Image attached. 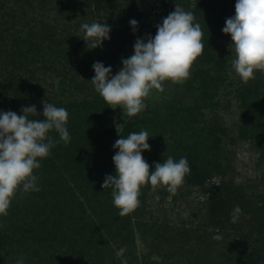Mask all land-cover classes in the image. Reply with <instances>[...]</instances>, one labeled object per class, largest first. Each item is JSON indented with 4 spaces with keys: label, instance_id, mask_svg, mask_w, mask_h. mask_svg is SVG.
Instances as JSON below:
<instances>
[{
    "label": "trees",
    "instance_id": "16d2710c",
    "mask_svg": "<svg viewBox=\"0 0 264 264\" xmlns=\"http://www.w3.org/2000/svg\"><path fill=\"white\" fill-rule=\"evenodd\" d=\"M122 1L75 0L73 10L72 2H58V15L64 22L57 31L35 13L33 0H16L17 8L1 14L0 112L22 115V108L34 105L38 116L31 118L42 120L43 102L63 107L68 112L66 127L71 139L67 145L63 141L56 144L51 154L40 160L41 167L34 170L40 191L18 192L8 215L0 216V245L6 257L0 264H17L21 259L24 264H102L107 259L121 264L124 258H130L127 264H133L136 257L130 247L136 241V231L145 245L150 240L153 251L170 245L172 240L176 242L168 236L172 229L169 223L148 222L144 218L143 203L146 192L152 189L150 184L141 188L140 206L124 217L113 204V189L102 188L105 177L116 172L115 141L141 130L150 136V150L142 155L151 170L169 156L175 161L187 158L190 173L182 187H198L207 195L206 227L210 232L204 230V236L208 243H213L215 235L222 236L221 242L231 240L232 246L237 240L243 241L249 251L245 264H264V74L257 71L255 79L246 84H227L223 76L226 60L213 48L218 41L231 39L222 29L226 20L236 14V0H219V11L211 1L197 0L191 5L184 0L188 7L196 9L195 22L203 31V52L194 62L197 69L189 78V84L198 83L193 89L199 91L200 99L190 105L168 98L154 108L147 106L129 118L117 137L113 109L94 90V70L88 76L83 67L88 65L84 59H95L111 67V75H115L121 68L115 70L113 64L134 54L138 38L147 42L149 36L156 35L157 30L143 29L140 16L134 13L135 0H124L125 5ZM47 3L41 0L38 10L42 12ZM78 11L83 17H97L95 22L107 23L110 39L91 49L92 42L83 39L81 25L73 23ZM101 11L107 15L100 16ZM133 19L138 22L135 30L130 24ZM208 64L211 68L205 69ZM48 72L61 77L64 99L54 101V94L41 84L46 78L40 75ZM229 86L234 87L229 90ZM225 90L234 94L239 107L236 138L230 137L229 141L249 142L258 153L260 173L250 185L237 183L230 175L232 166L223 147L228 130L217 113L218 95ZM206 111H213L209 118L204 116ZM49 135L59 140L55 131ZM217 177L219 181L215 182ZM254 183H260L262 188L257 189L260 185ZM157 190L167 191L162 187ZM237 205L242 213L233 223L232 213ZM26 225L30 228L24 229ZM180 234L181 239L191 237L185 231ZM196 236L200 245L204 236ZM19 243L24 252L28 251V258L15 259L23 252L16 248ZM112 243L116 244L115 249ZM121 248L125 252L118 259L116 252ZM145 259L143 256V264H152ZM167 260L166 264H185Z\"/></svg>",
    "mask_w": 264,
    "mask_h": 264
},
{
    "label": "clouds",
    "instance_id": "9594fccd",
    "mask_svg": "<svg viewBox=\"0 0 264 264\" xmlns=\"http://www.w3.org/2000/svg\"><path fill=\"white\" fill-rule=\"evenodd\" d=\"M235 13L234 17L226 20L222 31L230 34L232 39V70L246 84L255 79L257 71L264 74V0H236ZM130 24L135 30L138 22L133 19ZM81 30L86 43L92 42L91 49L102 46L104 40L110 39L111 28L107 23H84ZM203 48L201 25L195 22L191 11H185L176 4L175 10L157 26L154 37L149 36L147 42L139 38L136 40L134 54L122 60L123 67L117 74L111 75V67L95 62L91 83L110 108L119 107L124 115L134 117L147 108L145 101L154 90L164 91L166 81L183 84L190 78L191 68L202 55ZM22 113L0 112V216L8 215L18 192L40 191L34 170L41 167L40 160L47 158L56 144L63 141L67 145L71 139L66 127L68 112L65 108L43 102L42 120L31 118L38 116L34 105L22 108ZM122 126L117 125L118 133ZM52 131L59 135V140L49 135ZM149 137L145 130L132 132L113 145L118 149L113 156L116 172L114 176L105 177L102 188L113 189V204L119 209L121 217L140 206L143 186L150 184L153 191L162 187L175 195L190 173L186 157L175 161L169 156L163 163H156L155 169L151 170L142 155V152L150 150ZM241 213L242 209L235 206L233 223ZM216 231L219 232V229ZM213 239L221 240L222 236L215 235ZM124 252V248L119 249L117 258L122 257ZM17 264L24 262L21 259Z\"/></svg>",
    "mask_w": 264,
    "mask_h": 264
},
{
    "label": "rangeland",
    "instance_id": "374dc122",
    "mask_svg": "<svg viewBox=\"0 0 264 264\" xmlns=\"http://www.w3.org/2000/svg\"><path fill=\"white\" fill-rule=\"evenodd\" d=\"M16 0H0V3H4V6L0 7V20L2 18V12L11 8H17L19 4L15 2ZM30 1V0H29ZM48 3L45 4V8L42 12L38 10L41 5V0H33V5L35 8V13L41 14L44 18V22L55 29L61 30V24L64 22L62 16L58 15L61 7L57 4L61 2L62 4H68L67 0H47ZM122 1V0H121ZM211 1L214 5L216 11H219L218 2L219 0H206ZM72 10L76 7L75 0H71ZM69 2V3H71ZM125 5V1L121 2ZM176 4L180 5L185 11H191L195 13V8L188 7L184 0H135L134 13L140 16V22L143 24V29L148 31L157 30V26L162 24L164 18H166L171 12L175 10ZM31 8L28 9L32 13ZM74 13V12H73ZM75 15V14H74ZM107 14L103 11L100 12V16H106ZM78 19H74V18ZM73 23L79 25L85 22H95L97 17L94 18L92 15L83 17L81 12L76 13L73 17ZM72 23V24H73ZM81 28V27H80ZM56 29V31H57ZM144 40V39H143ZM146 42V41H145ZM232 44V39H225L218 41L216 46H214V51L217 55L226 60V65L223 70V76L226 78V83L232 85L241 84V79L235 74L231 67V61L234 59V53L230 51V46ZM88 65L83 67V71L86 69V75L90 76V71H93V64L97 62L95 59H84ZM113 69L117 70L118 67L122 68V61L119 59L113 64ZM205 69H210L211 65L205 66ZM197 69L193 64L191 68V74ZM40 76L46 78V82L41 83L46 86L52 94H54L53 100L60 101L64 99L63 94L64 88L62 86V79L56 73H42ZM189 78L183 84H173L171 82H165L163 87V92L153 91L150 97L145 101L148 107L154 108L158 106L163 99H174L179 103L194 104L199 98V91L194 90L198 83L195 82L192 85L189 84ZM40 83H38V86ZM53 86V90H52ZM190 86V87H189ZM192 86V87H191ZM234 86H229V90L233 89ZM228 90V91H229ZM220 91L218 95L219 107L217 108L218 116L221 118L222 123H224L228 130V136L223 139V147L225 150V156L228 159V163L232 166L231 177L235 179L237 183L248 184L252 181L258 180V175L260 173V168L257 165L258 153L254 150L252 144L244 141H237L232 143L229 138H236L237 129V119L239 113L238 103L234 99V94L226 93ZM226 93V94H225ZM53 97V96H52ZM200 99V98H199ZM198 99V100H199ZM213 111H206L204 116L209 118ZM114 124L117 131V125H125L129 120V116L124 115L123 109L116 108L113 109ZM122 127L118 129L117 137L120 134ZM113 142L111 141V144ZM227 162V161H226ZM215 182L219 181V178L214 179ZM254 185H260L257 189H261L260 183H254ZM147 197L143 203L145 205L144 218L148 222H165L172 226L171 230H168V236L170 238H175L176 242L172 240L170 245H162V249H157L153 251L151 248V242H147L145 245L140 237L139 232H135L136 241L130 247L134 250L135 259L133 264H143V256L146 257V261L153 264L157 262L160 264H166V261L172 262H182L185 264H245L247 254L246 243L237 240L235 246L230 245L231 240L228 243L221 242L219 240H214L210 245L208 238H206L204 230L210 232L206 227L207 221V195L203 194L198 187H182L180 186L175 195L170 194L167 191H159L152 189L147 191ZM159 197V199H157ZM24 229L30 228L28 225L23 227ZM192 230H198L197 232H192ZM187 232L189 238L181 239L180 232ZM150 234V231H148ZM198 234H202L204 239H201L202 243L200 245L197 242ZM187 239V241H186ZM18 246V245H17ZM16 248L23 251V246L19 243ZM248 245V248H250ZM113 249L116 248V244H111ZM15 248V247H14ZM28 248V246H27ZM17 250V251H18ZM11 251V248L10 250ZM118 251V250H117ZM0 245V262L6 258L2 253ZM170 253V256H168ZM21 255L15 257V259H21V257H27V252H20ZM172 255V257H171ZM167 256V258H166ZM26 258V259H27ZM130 258H124V261H128ZM23 260V259H22ZM121 262V264H123ZM102 264H113L111 259L102 261Z\"/></svg>",
    "mask_w": 264,
    "mask_h": 264
},
{
    "label": "built area",
    "instance_id": "2783aa9c",
    "mask_svg": "<svg viewBox=\"0 0 264 264\" xmlns=\"http://www.w3.org/2000/svg\"><path fill=\"white\" fill-rule=\"evenodd\" d=\"M189 4L193 5L196 3L197 0H186Z\"/></svg>",
    "mask_w": 264,
    "mask_h": 264
}]
</instances>
